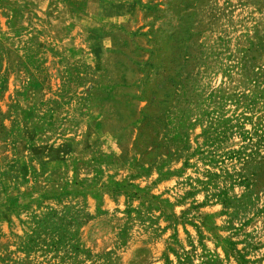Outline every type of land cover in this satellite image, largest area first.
Masks as SVG:
<instances>
[{
  "label": "rangeland",
  "instance_id": "obj_1",
  "mask_svg": "<svg viewBox=\"0 0 264 264\" xmlns=\"http://www.w3.org/2000/svg\"><path fill=\"white\" fill-rule=\"evenodd\" d=\"M0 264H264V0H0Z\"/></svg>",
  "mask_w": 264,
  "mask_h": 264
}]
</instances>
